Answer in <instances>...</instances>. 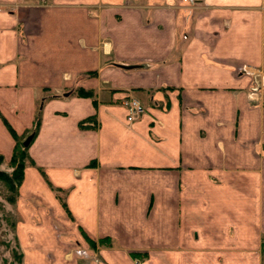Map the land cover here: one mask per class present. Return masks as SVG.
I'll use <instances>...</instances> for the list:
<instances>
[{"label":"crops","instance_id":"1","mask_svg":"<svg viewBox=\"0 0 264 264\" xmlns=\"http://www.w3.org/2000/svg\"><path fill=\"white\" fill-rule=\"evenodd\" d=\"M35 114L20 264H264V0H0L1 158Z\"/></svg>","mask_w":264,"mask_h":264},{"label":"rangeland","instance_id":"2","mask_svg":"<svg viewBox=\"0 0 264 264\" xmlns=\"http://www.w3.org/2000/svg\"><path fill=\"white\" fill-rule=\"evenodd\" d=\"M31 135L30 133L27 135ZM23 136L19 139L20 146L27 137ZM16 150V151H17ZM25 161V159H24ZM23 161V162H24ZM13 171V165L9 159L0 157V173L10 176ZM16 187H9L0 180V264H20L19 251L11 238L12 225L14 222L13 209Z\"/></svg>","mask_w":264,"mask_h":264},{"label":"trees","instance_id":"3","mask_svg":"<svg viewBox=\"0 0 264 264\" xmlns=\"http://www.w3.org/2000/svg\"><path fill=\"white\" fill-rule=\"evenodd\" d=\"M89 75H93V73H89ZM76 95L78 97H91V92L90 91H84L82 89H79L76 91ZM39 116L38 114H35L34 118H33V122H32V127H31V131H30V134L32 135V139L33 137L35 136L36 132H37V129H38V126H39ZM90 122H93V117H88L84 120H81L77 127L79 129H86L88 126V124ZM5 126L7 127V130L11 136V138L13 139L14 141V146H13V151H12V154H11V157H10V162L11 164L13 165V171L11 172V175L10 176H5V175H2L0 173V180L2 182H4L8 187L9 189H11L12 187H17L18 184L20 183L21 179H22V171H23V168H24V159H26V150L27 148H22V146H20V149L17 150L19 147L18 144L19 143V139L20 137H18L12 130L11 128L5 124ZM18 147V148H17ZM17 150V151H16ZM99 244H105V245H108L110 246L111 243L109 240H101L99 242ZM134 256V255H132Z\"/></svg>","mask_w":264,"mask_h":264},{"label":"built area","instance_id":"4","mask_svg":"<svg viewBox=\"0 0 264 264\" xmlns=\"http://www.w3.org/2000/svg\"><path fill=\"white\" fill-rule=\"evenodd\" d=\"M121 104L128 112V116L126 118L128 122L131 121L135 116L141 115L143 113V108L136 100L132 98L123 100Z\"/></svg>","mask_w":264,"mask_h":264},{"label":"water","instance_id":"5","mask_svg":"<svg viewBox=\"0 0 264 264\" xmlns=\"http://www.w3.org/2000/svg\"><path fill=\"white\" fill-rule=\"evenodd\" d=\"M31 140H32V135L27 136V137L23 140V142H22V144H21L22 148H27V147L29 146Z\"/></svg>","mask_w":264,"mask_h":264}]
</instances>
